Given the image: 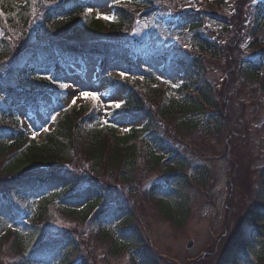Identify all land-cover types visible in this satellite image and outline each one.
<instances>
[{
    "label": "trees",
    "instance_id": "trees-1",
    "mask_svg": "<svg viewBox=\"0 0 264 264\" xmlns=\"http://www.w3.org/2000/svg\"><path fill=\"white\" fill-rule=\"evenodd\" d=\"M121 2L114 10L115 21L102 24L94 19L85 25L87 18L83 12L88 0H23L19 5L11 0H0V30L3 31L0 36V60L10 59L13 54L11 45L18 48V43L9 37L19 42L20 38L30 33L34 22H38L39 30L46 28L48 33H59L61 37L57 42L53 38L41 41L38 35L40 46L31 45L17 51L7 64L9 73H15L17 77L13 81H9V78L3 81L9 88L6 85L4 87L7 89L0 87V215L1 219L6 216L17 217L14 209L17 205L24 215H32L18 231L12 233L5 230L0 234V264H39L38 259L46 258L50 261L54 259V264H90V258L83 255L82 248L85 245L81 244V240L89 241V237L108 244L113 254H120V248L129 250L130 264H158L145 247L139 228L134 225L135 216L125 196L118 194V198L112 195L106 179L125 187L127 195L136 192L135 185L131 186V183L142 174L139 168L140 148L136 144L137 141L141 142L149 172L153 173L156 167H160L161 172L158 175H144L138 187L146 181L148 186L145 183L142 194L149 201L161 200V215L171 219L170 204H164L162 195L176 193L180 203L178 210L183 208V190L191 184L186 180L190 163L182 151L180 153L176 149L178 147L174 148V143L169 141L167 129L166 135L161 134L160 127L164 126V122L175 119L174 128L184 136L201 133L205 139L233 140L228 115L229 95L222 94L223 90L214 89L206 81V70L209 69H206L205 62L216 59L224 64L233 63L231 68L235 73L230 69L225 70L230 76L233 75L230 85L236 82L239 75L242 76L241 82H248L250 86L261 78L264 80V50L257 52L259 43L254 42L244 52L240 49V28L245 18L239 12L234 18L221 15L227 21L222 25L223 35L231 32V27L236 29L235 39L225 38L226 42L221 43L208 41L201 31L204 19L214 17L213 13L217 11L212 10L209 15L202 8L197 13L194 11L195 14L185 12L178 18L179 26H188L196 55L180 56L175 51H171L174 56L171 59L164 53L157 55L163 61L164 70H167L169 63L174 62L179 68L187 70V74L193 70L199 74L194 79L190 76L189 81L183 83V100L166 96L167 90L164 88L149 87L146 83H129L127 99L118 113L127 114L132 121L135 114H142L145 122L141 128H131L126 135L117 136L111 126H90L88 118L94 110L90 112L79 107L57 119L55 129L46 135L43 144H36L34 140L27 141L23 132L11 121L10 113L13 107L21 104L30 109L37 106L29 91L34 88V84L27 81V75L36 70L33 64L37 65L39 60L42 66L52 64L54 69L60 51L72 57L85 53L97 55L102 62L124 59L128 53L134 55L126 46L110 43L125 38L135 27L134 22L140 15L136 9H141L145 15L157 11V16L160 9H168L177 14V6L183 1ZM204 2L215 3L222 9L225 0H197V6ZM175 4L176 7H173ZM251 18L257 21L254 33L251 34L253 36L264 19V6L256 5L254 17ZM81 27H85L82 32ZM150 58L151 55L142 56L140 62L147 65ZM261 89L264 91V83ZM179 149L182 150L181 147ZM73 168L79 172L72 174L70 169ZM198 176V181L207 182L205 172H198ZM256 178L258 183L255 197L245 217V225L237 229L232 238L227 239L223 257L216 264H241L239 259L247 256L246 251L250 256H247L246 264H264V169ZM48 190L52 191L47 195ZM31 194L44 200L34 211L32 203L35 200L30 199ZM59 200L77 208L56 209L53 205ZM55 213L74 221L77 219L75 222L80 225L78 230L72 233L62 228L56 235L51 234L49 226L53 220L56 221ZM177 213L175 217H183L181 212ZM114 220H118L116 228L123 241L109 239L104 223ZM171 222L180 224L185 220L178 218ZM88 227L90 233L84 234L83 230ZM22 230L26 233L23 234ZM5 243H8L7 254L13 258L8 262L1 259ZM256 244H259L258 248ZM101 259L104 261L105 258ZM95 260L90 262L94 263Z\"/></svg>",
    "mask_w": 264,
    "mask_h": 264
},
{
    "label": "rangeland",
    "instance_id": "rangeland-1",
    "mask_svg": "<svg viewBox=\"0 0 264 264\" xmlns=\"http://www.w3.org/2000/svg\"><path fill=\"white\" fill-rule=\"evenodd\" d=\"M11 1L17 5L23 3V0ZM116 1L118 0L114 2L112 0H89L85 21L89 18H97L104 23L106 21L103 18L104 16L109 17L108 21L115 20L116 17L113 11ZM225 1L226 3L223 4L222 9L218 8L215 3L209 2L197 6V0H180L182 3L179 2L177 8L179 14L181 12L194 13V11L197 13L201 8L207 10V15L211 14L212 10L217 11L213 13L214 17L204 19L201 31L207 39H214L219 43L226 42L225 38L235 39L236 37V29H232V27L230 28L231 32L223 35L222 25L227 21L221 15L234 18L236 13L239 12L242 17L246 18L245 23L240 28L241 37L239 39L240 49L244 52L254 38L251 36L254 31L251 16L253 15L254 5L259 0ZM176 5L173 7H176ZM150 17V15L148 17L142 16L146 19L135 29L138 39L132 40L134 43L139 44L145 51H156V49H166L171 45H176V49L179 50L175 51V54L191 57L194 54L196 55L189 35L179 34L176 29L168 31L165 27L164 20L174 17L170 12H162L159 20H153ZM137 23L139 24V22ZM84 28H80V30L83 31ZM36 29H38V22L31 25L30 33L25 38H20L19 42L13 39L12 36L9 37L14 43H18V48L16 46L12 47L10 44L13 50L10 59L0 60V87L3 85L9 86L2 82L7 78H9V81H13L17 77L15 73L10 74L8 72L7 74L6 71L7 64L13 59L17 51H21L22 47L26 48L31 43L40 46L41 44L37 43L35 38L37 35H39L41 41L53 38L57 42L61 38L59 33H48L46 28L38 29L39 33ZM182 29L186 31L187 27ZM257 32L255 39L264 46V23ZM2 34L3 31L0 30V36ZM130 39L131 37L128 35L120 39L119 42L124 44ZM258 48L260 47H257V52L264 50V48ZM97 61V59L88 57L85 58L83 63L75 61L69 68L67 67L63 78L60 79L62 85L58 87L64 93L59 95L64 98L62 102L54 101L53 93L47 91L39 99L40 110L31 112L24 106L13 109L14 121L17 123L18 128L25 132L27 138H32L36 144H43L46 135L54 130L56 119L67 110L77 109L80 106L87 109V106L95 105L98 110L97 117L94 120H89L90 124H95L97 127L111 125L114 127L117 136L126 135L131 128L138 129L142 127L145 119L141 116H136L133 123H131L132 121L128 115H114V110H117L126 100L127 88L122 85L116 87L103 78L109 74L117 79L124 77L139 79L141 73L137 70H134V72L128 70L122 63L108 65L106 69L101 70L96 67ZM232 66H234L233 63L224 64V62H219L216 59L213 62H205L206 69H209V71L206 70V81L214 89L216 87L218 90H223L222 94L229 95L228 115L229 126H232L233 140H229V138L215 140L209 137L205 139L201 136V133L184 136L174 128L175 119L164 122V126L160 127L161 134L166 135L168 131L169 141L178 145L177 150L180 153L182 151L190 163L186 172V180L188 179L191 184L183 190L185 194L183 208L178 210L180 203L176 199L177 194L168 195L165 199L164 204L166 206L170 204L171 219L161 215L160 208L162 205L158 202L149 201L142 194L141 190L145 188L146 181H143V184L138 187V184L142 183L141 178L144 175H158L161 172L160 167H156L153 173L149 172V164L144 158L141 142L137 141L136 144L140 148L141 163L139 168L142 170V174L139 179H134L131 183V186L135 185L136 192L127 195L125 194V187L116 185L114 180L106 179L112 195L118 198L119 195L121 197L125 196L124 199L127 204L129 203L135 216L134 225L139 228L145 247L149 249L150 255L158 264H216L223 257L222 253L225 250L224 246L227 239L232 238L235 231L245 225V217L253 204L258 183L256 175L264 166V91L261 89L264 80L261 78L250 86L248 82H241L242 76L239 75L236 82L230 85L233 75L230 76L225 70L230 69L231 72H234ZM161 67L160 62L154 61L150 64V74L161 82L166 81L169 83L172 87L168 93L169 96L184 99L183 93H180L178 88L183 82L189 81L188 74L172 65L170 73L168 72L169 76H164ZM49 70L47 66L39 69L35 81L49 82L46 79V77L52 76ZM191 75V79L199 76L195 70ZM224 78H226L225 82ZM11 85H14V83H11ZM84 93L90 95L85 97ZM27 141L29 140L27 139ZM183 145L185 148L182 147ZM180 147L182 150L179 149ZM75 171L79 172L78 169H70L72 174ZM198 172L207 174L206 183L198 181ZM57 205L59 204L57 203ZM175 212L183 214L181 216L184 218H178L179 220H185L184 223L171 222L178 220L174 215ZM55 218L56 221L53 220L49 226V230L53 235L60 232L62 228L73 233V230L77 231V227L80 226L79 222L77 224L75 222L78 221L77 219L74 221L72 218H64L57 213H55ZM71 222L73 223L71 224ZM115 223L116 221L107 225L108 232L111 233L109 239L116 237L118 240H122L115 228ZM4 226L7 228L11 224L7 220ZM85 229L83 230L84 234L90 231L89 227ZM22 232L23 234L26 233ZM88 240H81V244L85 245L82 248L83 255L90 258L88 259L90 264H130L129 250L121 249L120 254H113L109 251L108 244L102 243L94 237H89ZM258 246L259 244H257V248ZM2 247L1 259L6 262L13 259L7 254L8 243H5ZM94 257L96 262H90V260L95 259ZM101 258H105L104 261ZM247 259V256L241 257L239 262L246 264Z\"/></svg>",
    "mask_w": 264,
    "mask_h": 264
},
{
    "label": "snow or ice",
    "instance_id": "snow-or-ice-1",
    "mask_svg": "<svg viewBox=\"0 0 264 264\" xmlns=\"http://www.w3.org/2000/svg\"><path fill=\"white\" fill-rule=\"evenodd\" d=\"M105 20H108L109 17L108 16H104L103 17ZM47 78V77H46ZM85 97L89 96L90 94L89 93H84ZM93 99H95V97H93ZM117 107H119V105H117Z\"/></svg>",
    "mask_w": 264,
    "mask_h": 264
}]
</instances>
